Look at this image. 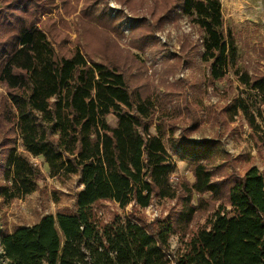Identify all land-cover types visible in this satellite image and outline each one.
Masks as SVG:
<instances>
[{
  "label": "trees",
  "instance_id": "obj_1",
  "mask_svg": "<svg viewBox=\"0 0 264 264\" xmlns=\"http://www.w3.org/2000/svg\"><path fill=\"white\" fill-rule=\"evenodd\" d=\"M114 1L141 16L134 46L155 43L156 31L181 17L200 30L208 74L205 85L191 88L226 83L216 119L225 126L243 120L263 167L240 174L231 155L219 159L220 139L191 138L203 104L181 94V83L168 94L177 96L188 125L178 127L167 111L154 123L145 66L118 47L125 14L110 19L109 0H83L75 43H87L85 50L68 45L61 15L51 18L54 0H0V202L23 199L46 179L30 157L50 178L77 176L81 187L72 211L2 234L0 264H264V74L236 70V41L220 0ZM80 2L60 0L63 14L75 15ZM183 43L190 58L191 41ZM173 155L190 165L192 183L172 180ZM155 200L171 205L149 220L144 211ZM106 202L131 210L106 222L96 210Z\"/></svg>",
  "mask_w": 264,
  "mask_h": 264
},
{
  "label": "rangeland",
  "instance_id": "obj_2",
  "mask_svg": "<svg viewBox=\"0 0 264 264\" xmlns=\"http://www.w3.org/2000/svg\"><path fill=\"white\" fill-rule=\"evenodd\" d=\"M57 4L52 19L59 21V15L69 24L70 29L65 30L71 47H80L85 50L87 43H75L80 31L76 27V20L79 10L83 5V0L77 5V13L67 17L62 12L60 0H54ZM225 28L232 31L237 46V67L238 72L248 71L251 75L264 74V0H220ZM123 11L125 17L120 26L121 36L116 37L118 47L135 61L143 64L146 69V78L149 80L152 90V100L157 109L154 116V123L158 119L160 111H167L170 120L177 123L178 127L188 125V117L182 112L179 115L178 100L175 94L169 95L171 88L177 83L182 84V93L188 99H195L197 96L202 101L203 108L200 110L201 128L193 133L194 140L220 139L218 147L219 159L224 160L226 155H231L236 159V170L244 174L249 168L257 167L262 169L263 159L253 146L249 134L250 130L238 118L235 123L228 126L220 123L216 119V114L223 105V93L226 88L225 82L217 83L218 90L212 88L192 89L193 85H200L205 81L208 74V67L200 60V42L203 38L200 30L193 26L187 18H180L175 24H165V26L155 33V43H131V31L138 25L137 18L114 0H109L107 15L114 20ZM44 17L42 20L44 21ZM58 25L59 22H58ZM82 39V38H81ZM191 41L193 48L190 58L183 57L182 48L184 40ZM139 45L140 47L136 46ZM233 80V87H238V82L234 72H229ZM243 91V89H242ZM240 91L233 92L232 95ZM0 94L5 95L4 88L0 87ZM159 112V113H158ZM108 122L115 126L116 118L110 116ZM154 131V126L152 127ZM179 134V131L176 135ZM1 140V135H0ZM169 147V145L166 143ZM22 149L20 148V151ZM31 161L37 165L46 177L36 192L26 196L21 200H15L8 204L0 202V236L5 232H12L17 227L31 226L37 223L41 217L48 214L68 212L73 210L75 194L81 189L77 183V176L64 178H50L48 169L40 159L30 157ZM178 171L172 177L176 179H186L190 183L194 181L190 165L173 155ZM171 203L169 201H153L152 205L144 211L149 220L155 217L165 216ZM99 216L108 222L112 214L118 213L124 216L131 210L127 207L121 211L115 203H100L96 206ZM203 222V221H202ZM179 247L177 237L171 240L172 251Z\"/></svg>",
  "mask_w": 264,
  "mask_h": 264
},
{
  "label": "built area",
  "instance_id": "obj_3",
  "mask_svg": "<svg viewBox=\"0 0 264 264\" xmlns=\"http://www.w3.org/2000/svg\"><path fill=\"white\" fill-rule=\"evenodd\" d=\"M170 259H171V257L170 256H168ZM5 264V263H4Z\"/></svg>",
  "mask_w": 264,
  "mask_h": 264
}]
</instances>
